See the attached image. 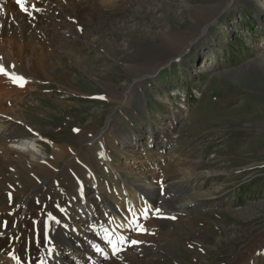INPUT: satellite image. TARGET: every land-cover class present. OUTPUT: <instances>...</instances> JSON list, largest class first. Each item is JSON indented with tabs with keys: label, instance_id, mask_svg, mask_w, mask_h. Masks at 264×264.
I'll list each match as a JSON object with an SVG mask.
<instances>
[{
	"label": "rangeland",
	"instance_id": "1",
	"mask_svg": "<svg viewBox=\"0 0 264 264\" xmlns=\"http://www.w3.org/2000/svg\"><path fill=\"white\" fill-rule=\"evenodd\" d=\"M135 1L143 6L124 0L123 8L98 12L100 18L111 16L107 25L91 28L106 40L103 47L75 39L56 48L49 77L35 74L38 82L14 104L22 120L0 116L8 143L26 150L36 140L37 163H56L58 169L46 178L24 159L17 168L9 166L10 180L0 175V240L19 228L11 255H17V264L27 263L21 254L31 239L25 242L21 232L27 199L36 206L45 196L56 204L68 202L62 212L77 225L80 218L92 219L94 209L106 225L108 195L117 196L126 184L148 195L155 189L154 200L160 202L152 203L146 216L135 217L142 223L136 237L143 236L133 246L123 243L112 264H264V0ZM160 29L174 38L183 34L186 47L159 57L136 51L137 42L155 50ZM40 39L50 44L47 37ZM135 58L141 66L133 67ZM109 88L116 96L127 94V101L113 98ZM53 145L67 152L59 157ZM102 145L108 153L104 158L88 150ZM81 156L100 183L93 185L72 169V192L62 169ZM125 159L131 170L120 163ZM140 161L144 171L158 162L154 178L134 174ZM29 174L40 181L35 187L27 182ZM13 180L23 189L12 195L5 186ZM103 187L109 193L102 195ZM14 195L22 203L19 210L8 208ZM84 199L90 203L88 218L77 211ZM37 209L32 213L40 231L57 215L51 213L46 224V211ZM57 217V224L70 225ZM91 227L108 241L103 227ZM61 229H54V240Z\"/></svg>",
	"mask_w": 264,
	"mask_h": 264
},
{
	"label": "bare ground",
	"instance_id": "2",
	"mask_svg": "<svg viewBox=\"0 0 264 264\" xmlns=\"http://www.w3.org/2000/svg\"><path fill=\"white\" fill-rule=\"evenodd\" d=\"M142 1L143 0H141L140 2ZM132 2L134 4L133 6L136 5L143 6L136 4L135 0H132ZM0 3H1L0 4V68H3L4 72L6 73V74H0V116L7 118L10 117L15 120H22L21 113L16 111L18 108L14 107L15 102H19L21 100V96L24 93L32 90L33 87L32 88L30 87L31 83L38 82L33 77L35 74L40 73L41 76L49 77L48 75L49 71L47 72V66H50L52 63L51 61L55 60L56 48L58 49L62 48L67 42L74 41L75 39L81 40L82 42L83 41L89 42V44L97 47L100 46L103 47V44L107 43L106 40H104L103 36L99 34L97 35L91 34L93 30V29L91 30V28L95 26V24L107 25L106 23L107 19H109L111 16L108 14L105 18L103 17L100 18L97 15L98 12L106 11L107 13L112 9L124 7V0H24L23 10H21V7L16 3V0H0ZM92 6L96 9L92 8ZM89 7H91V9ZM199 13H197V16H199ZM59 25H63L65 27H60ZM78 28L80 30H78ZM159 35L161 37V43L156 46L155 50H151L146 46L137 42L135 44L136 51L139 53H148V54L156 53L157 56L159 57L163 53L165 54L172 51H180L182 50V48L186 47L185 36H183V34H178L179 36L177 38H174V34L172 32L160 29ZM43 36L47 37L50 40L51 45H53V43L55 44V46L52 47L53 49L50 47L49 42L45 43L40 39ZM102 50L105 52L107 51L106 48ZM260 57L264 59V51L261 52ZM132 64L133 67L142 65L140 62H138V59L136 60V58ZM10 77L23 78V87L18 86L21 81H17L16 83H14L13 80L10 79ZM109 91H110L109 93L112 94L116 93L113 90H111V88H109ZM133 92L135 93L134 89ZM113 95H114L113 98L118 97V99H124V101H127V97H128L127 94L125 95V97L124 95L123 96L122 95L116 96L117 94H113ZM3 127H4V121L0 119V151H1L0 175L2 177L6 178L7 181L10 180L12 177L10 178L11 171H9V166L17 168L20 164V161L24 159L27 160L31 165L33 166L36 165L38 167L37 169H35V172L37 174L44 175L46 178H52L55 176V172H57L58 170L56 168L57 167L56 163H42V162H40L39 164L37 163V160L40 158L39 153H41V151L40 150L37 151L35 148L37 146L36 140L28 142L31 143V145L29 146L27 143L26 150L17 148L13 145V142L11 144L7 142L8 137L5 135L6 133L4 132L5 127L4 129ZM108 134L109 133H105L104 135L105 138L109 137ZM86 140L88 141L89 137H86L85 141ZM23 144L20 145L24 146ZM105 144L107 148H111L112 146L111 139L108 141V143L106 142ZM16 145H18L17 142ZM105 148H106L105 145H102L100 150H98V148H93V147H89L88 150L91 153H97L98 156L103 155L105 157L108 155ZM53 150L59 157L65 155V153L67 152L65 148H59V147L56 148L55 146ZM27 156L28 158L31 159L29 160ZM82 158L83 157L81 156L80 161L70 160L69 163L67 164L68 169L65 167L64 169H62V173L65 175L66 178L65 180L67 181L69 190L71 191L75 190V187H73L72 185L73 181L70 179L72 178L71 175H73L72 169L79 175L81 174L82 176H84L85 179L91 182L93 185L100 183L97 177L95 176V174L89 172V170L87 169L89 167L86 168L84 166L83 164L84 160ZM155 160L156 158H154V161ZM154 161L152 163L157 165L158 162H154ZM120 163L121 164L123 163V165H126L128 167L130 166L129 164L127 165L126 159L121 160ZM140 163L141 161L137 162V167L136 169H134L135 170L134 174L138 175V177H140L141 174L143 175L148 174L154 178V174L157 173L158 170L157 167L155 165H151V169L144 171L143 167L140 166ZM108 168L110 171L113 169L111 166H108ZM129 169L131 170V167H129ZM27 178H28L27 182L33 185L34 187L38 183H40V181L37 178H35L33 174L27 175ZM125 185L126 184H124V186L121 187L120 190H118L117 196L108 195V199L105 202L107 203L106 206L109 211L106 214L108 218L105 221L106 225L102 224L101 219L99 220V218L101 217L95 216L96 211L94 209H92L90 212V214L93 215L91 216L92 219L89 218L88 220L86 219L83 220L82 218H80L79 220L82 221L81 225L80 224L77 225L73 223L72 220H69V215L64 214L63 213L64 211L62 212V210L66 209L65 208L66 202L62 201L61 204H58L60 207H57L58 206L57 205L56 208L51 210L53 214H56L60 218H63L64 222L66 224L69 223L70 225H63V223L62 225H60L59 223H58L59 225H53L54 224L53 223L52 225H46L40 227L41 230L39 231V225L38 224L36 225L37 222L36 219L38 220V216L35 215L36 218L35 219L32 210L33 209L35 210L37 208L40 209L41 207L40 205L36 206L37 204L35 205L36 203L35 201L27 199L25 203L27 209V213H25L27 214L25 221L27 222L22 223L21 232L25 234L24 241L29 236L31 237L32 241L29 243V241L31 240L30 239L28 241V244L27 245L25 244L26 246L21 251L22 257L29 264H95L94 261L96 260V258H100V256L99 254L95 253L92 248L90 249L86 248V245L89 247L90 242L91 243L97 242L98 245L99 241L103 238H98L99 234L96 232V228L95 227L90 228V225L93 226L98 225L100 228L103 227V229L106 231L107 237L109 239L108 241L106 240L101 243L102 248L109 249L110 246L112 247L122 246L125 240H127L128 238L131 239L132 244L134 241L136 242L137 239H141L143 235L140 237L138 236L137 238L136 233H138L142 223L140 224H138L137 222L135 223V217H142L143 215L146 216L145 214L147 213V211L151 209L152 203H154V205L156 204L157 206H159L160 200L158 201H155L156 199L154 200V197L157 195L155 189L154 190L151 189L153 191H151V194L149 193V195L153 197L152 199L148 194L144 193L143 189L134 187L132 190L131 188H127ZM5 189L7 191L9 190V192L14 194V193H20L21 190L23 189V186L16 181L14 182L13 180L10 181L5 186ZM102 189H103L102 191L104 192V193L102 192V195L107 194L108 190L105 189L104 187ZM85 202L86 199H84L82 203L81 202L79 203L78 210L80 214L85 213L86 217L88 218L89 217L88 210H90L91 208H90V203L86 205ZM1 209L2 207H0V210ZM154 219L156 220V218ZM27 224H29L30 226ZM146 226L148 229V233H152V229H151L152 227H150V225H146ZM57 227H59L60 229L62 228L61 236L57 239L61 240V242L64 244V247L66 246L70 247V249L64 250L66 255L59 253L58 246L60 248L62 247L56 241L57 239L54 240L56 237L54 238L55 235L53 231ZM72 230L81 231L85 237L86 243L84 244L83 242H81L78 237L76 238V236H71L70 231ZM19 245L20 243H18V247ZM68 253L70 254L74 253V255L69 258L67 256ZM116 255H118V253L108 255L106 256V259L107 257H110L111 259L109 260L107 259L108 261H115L114 257ZM16 256L17 255L15 254L11 255L10 257L5 255L3 258H0V264H17ZM123 256L124 258H126L128 254H124ZM107 260H103V261L107 262Z\"/></svg>",
	"mask_w": 264,
	"mask_h": 264
},
{
	"label": "snow or ice",
	"instance_id": "3",
	"mask_svg": "<svg viewBox=\"0 0 264 264\" xmlns=\"http://www.w3.org/2000/svg\"><path fill=\"white\" fill-rule=\"evenodd\" d=\"M16 3L21 7V10L24 8V0H16ZM0 74H6L3 68H0ZM14 83L17 81H21L18 86L23 87V78L21 77H10ZM100 99H104V97H100ZM133 243H136L135 241Z\"/></svg>",
	"mask_w": 264,
	"mask_h": 264
}]
</instances>
